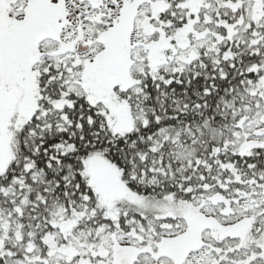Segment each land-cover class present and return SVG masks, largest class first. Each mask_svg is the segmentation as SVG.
<instances>
[{"label": "snow or ice", "instance_id": "snow-or-ice-1", "mask_svg": "<svg viewBox=\"0 0 264 264\" xmlns=\"http://www.w3.org/2000/svg\"><path fill=\"white\" fill-rule=\"evenodd\" d=\"M0 264H264V0H0Z\"/></svg>", "mask_w": 264, "mask_h": 264}]
</instances>
